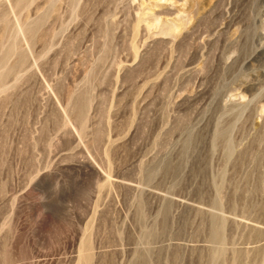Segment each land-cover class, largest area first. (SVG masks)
Returning <instances> with one entry per match:
<instances>
[{"label": "rangeland", "instance_id": "1", "mask_svg": "<svg viewBox=\"0 0 264 264\" xmlns=\"http://www.w3.org/2000/svg\"><path fill=\"white\" fill-rule=\"evenodd\" d=\"M0 264H264V0H0Z\"/></svg>", "mask_w": 264, "mask_h": 264}]
</instances>
